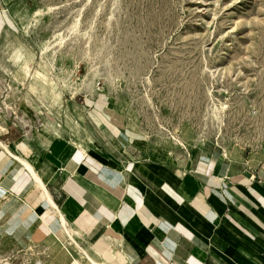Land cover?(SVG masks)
Returning a JSON list of instances; mask_svg holds the SVG:
<instances>
[{"label":"rangeland","instance_id":"374dc122","mask_svg":"<svg viewBox=\"0 0 264 264\" xmlns=\"http://www.w3.org/2000/svg\"><path fill=\"white\" fill-rule=\"evenodd\" d=\"M0 13V135H83L104 107L148 164L199 152L264 167V0H0ZM1 227L0 264L59 250Z\"/></svg>","mask_w":264,"mask_h":264},{"label":"crops","instance_id":"0c3cea01","mask_svg":"<svg viewBox=\"0 0 264 264\" xmlns=\"http://www.w3.org/2000/svg\"><path fill=\"white\" fill-rule=\"evenodd\" d=\"M91 114L79 136L18 124L0 135L7 237L52 242L43 264H264V167L199 152L148 164L125 124Z\"/></svg>","mask_w":264,"mask_h":264},{"label":"bare ground","instance_id":"6f19581e","mask_svg":"<svg viewBox=\"0 0 264 264\" xmlns=\"http://www.w3.org/2000/svg\"><path fill=\"white\" fill-rule=\"evenodd\" d=\"M154 3V2H153ZM121 5V4H120ZM156 7V6H155ZM119 12V11H118ZM166 18V17H165ZM7 18H5L1 13H0V26L1 25H3V24H5L7 21ZM113 28V27H112ZM153 29V28H152ZM0 30H1V28H0ZM122 31V30H121ZM162 31V30H161ZM109 35H110V33H109ZM138 36V35H137ZM112 39V38H111ZM19 47L21 48V49H23V46L20 44L19 45ZM45 49V48H44ZM206 63V62H205ZM206 66V65H205ZM127 69V68H126ZM237 71H238V69H237ZM126 72V71H125ZM239 72V71H238ZM21 73H23V79H20V80H18L19 81V83H20V85H23L24 84V78H25V76L29 73V65H28V63H27V59L23 62V64H22V66H21ZM213 74V73H212ZM211 75V74H210ZM13 76H15L14 74H13ZM36 76V75H35ZM16 77V76H15ZM27 78V77H26ZM49 79H50V77H49ZM254 86V85H253ZM49 93H51L52 92V90H50V91H48ZM56 93V92H55ZM56 95V94H55ZM100 95H102V94H100ZM253 102V101H252ZM225 106V105H224ZM255 107V106H254ZM9 109V108H8ZM213 109H214V107H213ZM222 109V108H221ZM9 111V110H8ZM213 112V111H212ZM34 114V113H33ZM35 115V114H34ZM261 115V114H260ZM214 116H216V115H214ZM36 119V118H35ZM24 120V119H23ZM264 121V120H263ZM16 122V121H15ZM26 123V122H25ZM42 128H44V129H46V127H42ZM176 141L178 142V143H181L182 144V142H180L179 140H177V138H176ZM0 146H2L3 148H5L8 152H10V150H9V147L7 146V145H5L4 143H2L1 141H0ZM12 155V154H11ZM225 155V154H224ZM14 156V155H13ZM15 157V156H14ZM19 157V156H18ZM17 158V157H16ZM20 158V157H19ZM22 161V160H21ZM23 161H24V159H23ZM26 161V160H25ZM31 167V166H30ZM32 171V170H31ZM34 173V172H33ZM35 175V174H34ZM36 177V176H35ZM40 183V182H39Z\"/></svg>","mask_w":264,"mask_h":264}]
</instances>
